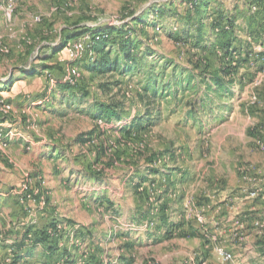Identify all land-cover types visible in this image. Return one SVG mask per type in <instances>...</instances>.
Returning <instances> with one entry per match:
<instances>
[{
    "label": "rangeland",
    "instance_id": "rangeland-1",
    "mask_svg": "<svg viewBox=\"0 0 264 264\" xmlns=\"http://www.w3.org/2000/svg\"><path fill=\"white\" fill-rule=\"evenodd\" d=\"M198 1L0 0V264H264V217L256 224L228 201L230 193L255 185L264 199V0H208L201 15ZM160 8L174 16L160 18ZM219 12L237 13L235 27L219 23ZM193 21L216 31L206 47L167 36ZM113 24H129L133 36L184 69L193 67L191 60H201L198 74L206 63L205 73L236 69L232 96L221 103L212 95L218 111L198 114L200 125L183 122L188 106L170 113L164 105L160 120L130 131L144 109L139 75L99 76L80 66L75 83L86 98L54 99L58 88L50 76L62 79L68 65L66 51L51 56L62 35ZM235 51L242 55L232 62L227 55ZM21 66L39 73L26 75ZM97 101L116 105L124 120L94 114ZM3 103L12 107L7 113ZM79 135L91 140L78 143ZM150 165L194 177L177 183L176 175L173 182L158 175L137 188L129 182ZM25 183L30 198L21 193ZM163 218L178 224L167 228ZM38 230L46 240L33 247ZM49 243L53 249L44 246ZM218 246L233 259L224 261ZM25 251L30 256L16 262Z\"/></svg>",
    "mask_w": 264,
    "mask_h": 264
},
{
    "label": "trees",
    "instance_id": "trees-1",
    "mask_svg": "<svg viewBox=\"0 0 264 264\" xmlns=\"http://www.w3.org/2000/svg\"><path fill=\"white\" fill-rule=\"evenodd\" d=\"M209 6L208 0H199L197 4H195L196 14L201 15V11L206 13V8ZM168 13H165L163 9L160 8V12H157L160 18L169 16H174V12L168 10ZM192 11L189 13L188 18L192 17ZM194 15V14H193ZM206 15H203L202 19ZM209 16V15H208ZM206 18H208L206 16ZM138 21V19H135ZM219 20H226L227 24H229L230 28L235 27V24L238 20L237 13L233 12H219ZM143 24H149L154 27L156 25L161 24L157 21H148L146 19L140 20ZM206 22V21H205ZM204 25L202 22H187L183 24L179 33H172L167 31V36L169 38H175V40L182 41L185 44H192L196 48H202L207 46V41L210 32H216L212 27L207 31H204ZM92 29H84V30H74L70 33H65L62 35L60 43L56 45L53 49V54H59V52H64L67 45L74 39H77L82 34L86 32H91L92 34V44L91 49L88 51L85 56L78 62V66H83L86 71L93 75H109V74H119V75H139L141 78L140 84L138 85V100L140 105L144 107L142 112L133 118L129 126L125 129L126 131H130L134 127L136 129L146 128L147 126L153 125L154 120H160L164 109L163 106L168 107V111L175 112V108L179 105L188 106L189 109L186 110L185 119L183 122H189L193 120L192 123L196 125L201 124V117L198 114H202V112H213L218 111L213 108L214 99H212V95H215L217 99L224 103V96L227 98L232 96L233 91L231 90V86H233L235 82L236 69L229 67H223L219 71L214 73H205L211 66H206L201 74H198L199 67L201 66V60L195 62L193 61V67L189 69H184L180 67L178 63H176L171 58H168L163 55H158L156 50L152 47L148 46V44L144 43V41L140 40L138 37L133 36L134 30L129 24H123L121 26L113 24L107 27H101L95 30ZM214 37V36H213ZM194 40V41H192ZM231 39H227L225 43H223L224 47L231 46ZM249 50H247V53ZM242 55L241 52L235 51V53H231V55H227L231 57L232 62H235L233 57L234 54ZM158 55L154 59V55ZM150 56L152 58L150 59ZM250 56V55H249ZM49 57H46L47 60ZM231 62V64H232ZM238 64H241V59ZM28 67L21 66L19 72H23L26 75H36L39 73L38 69L28 70ZM43 70L48 68V65L45 63L43 65ZM205 75V77H203ZM202 77V79L199 78ZM119 80H116L118 83ZM204 84V90L201 93V86ZM78 84L65 83L62 81H58L54 90L53 98H58V96H62L67 98V95H71L70 99H75L77 96L79 98H86L87 95L80 93ZM59 90L61 93H59ZM193 93V98L195 103L187 100V95ZM69 99V100H70ZM82 99V98H81ZM198 105L197 107L195 105ZM94 114H98L100 118L104 116L105 120L108 122H118L124 120L123 115L117 109L116 105L107 104L105 102L97 101L94 103ZM220 108V104L218 109ZM156 113V114H155ZM178 113V112H177ZM205 113V112H204ZM155 114V115H154ZM2 119H0V123H2ZM90 134V133H88ZM91 140L90 137H85L84 135H79L76 138V142L85 143ZM135 174L129 182L136 184V188L142 185L147 181H154L156 176H164L165 178H169V182H173V175L178 176L176 182L178 183V179L190 180L194 177V175H190L192 171L182 170L178 168L177 171H163L160 168L155 166H148L145 170L140 171ZM96 176V173L94 174ZM175 182V183H176ZM24 197H27V194H24ZM31 202V200H29ZM100 202H105V197H103ZM109 202V201H107ZM107 207H111L114 209L111 203L107 205ZM116 209H114L115 211ZM145 217L147 215H141ZM55 222L62 221V219H55ZM54 226L56 223H52ZM162 224L167 228H172L176 226L178 223L169 218H163ZM174 228V227H173ZM45 232L36 231V241L32 245L33 247L45 242ZM28 236V235H27ZM26 236V237H27ZM1 242V241H0ZM28 246L24 244L23 247L20 246V250H24V246ZM25 246V247H26ZM48 250L53 249L54 245L49 243V246L44 245ZM31 250V246L28 247ZM26 250V249H25ZM260 252L264 255V246L260 247ZM54 251V250H53ZM30 256V253L23 252L18 253L15 256V261H19L20 259H25Z\"/></svg>",
    "mask_w": 264,
    "mask_h": 264
},
{
    "label": "built area",
    "instance_id": "built-area-1",
    "mask_svg": "<svg viewBox=\"0 0 264 264\" xmlns=\"http://www.w3.org/2000/svg\"><path fill=\"white\" fill-rule=\"evenodd\" d=\"M92 44V36L88 33L82 34L77 39L72 40L66 47V55L68 58V65L67 69L65 71V74L62 79H55L53 76H50V82H52L55 86L58 81L67 82L75 84V82L78 81V79L81 77V70L78 66V62L85 56V54L90 51ZM10 104L3 103L2 111L4 113H7L9 110H11ZM2 123H0V140H2ZM252 189H246L247 196L249 199H258L261 198V189H259L256 185L251 186ZM25 192L24 194L29 197L32 196V192L30 190V186L28 183H25L23 187L21 188V193ZM27 197V198H28ZM30 198V197H29ZM31 200V199H28ZM262 219L257 218L255 219L256 224H261ZM216 250L219 254V256L224 261H230L233 259V254L225 250L223 247H216Z\"/></svg>",
    "mask_w": 264,
    "mask_h": 264
},
{
    "label": "crops",
    "instance_id": "crops-1",
    "mask_svg": "<svg viewBox=\"0 0 264 264\" xmlns=\"http://www.w3.org/2000/svg\"><path fill=\"white\" fill-rule=\"evenodd\" d=\"M225 197L223 196V198L220 201L221 202L225 201ZM213 198L214 197H211V199H213ZM229 198H230V199H228L229 202H232V203L235 202V205H237V206H232V210L233 209L236 210L235 214H239V216H241V217L252 216L253 219H257V218L263 219V217H264V199L263 198L253 199L252 202L245 201L246 199L249 200V197L247 196L246 189H241L234 194L230 193ZM244 203H246V206L243 208L242 206ZM248 220H250V219H248ZM248 220H246V221H248ZM258 247H260V246H258ZM259 253H260V255H263L260 251H259ZM261 258H264V255L261 256Z\"/></svg>",
    "mask_w": 264,
    "mask_h": 264
}]
</instances>
